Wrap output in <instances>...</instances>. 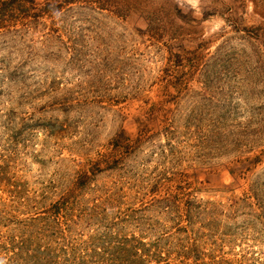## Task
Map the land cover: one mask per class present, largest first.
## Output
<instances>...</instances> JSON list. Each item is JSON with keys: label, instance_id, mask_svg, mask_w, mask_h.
<instances>
[{"label": "rangeland", "instance_id": "rangeland-1", "mask_svg": "<svg viewBox=\"0 0 264 264\" xmlns=\"http://www.w3.org/2000/svg\"><path fill=\"white\" fill-rule=\"evenodd\" d=\"M30 1L0 30V264H264V0Z\"/></svg>", "mask_w": 264, "mask_h": 264}, {"label": "trees", "instance_id": "trees-1", "mask_svg": "<svg viewBox=\"0 0 264 264\" xmlns=\"http://www.w3.org/2000/svg\"><path fill=\"white\" fill-rule=\"evenodd\" d=\"M9 1L10 0H7V1H1L0 2V30L2 29V28H5V27H8V24L9 23H11V21H12V19H13V17L11 16V14H10V12L13 14V12H14V7H12V8H9ZM26 2L27 1H29V2H31L30 0H25ZM54 5H56V4H54ZM48 6H50V5H48ZM30 6H28L27 8H29ZM16 11V10H15ZM185 206H186V209L185 210H188V209H191V206H190V204H189V202H187L186 204H185ZM173 208H174V206H172ZM178 208V207H177ZM175 209V208H174ZM180 207H179V212H180ZM59 212V211H58ZM130 213H135V212H137L136 210H130L129 211ZM127 215V214H126ZM180 232H182V231H180ZM175 236H172V238H173V241H177L176 242V244L177 245H175V244H171L170 242H168L167 240H166V245H168L169 247H171V249H172V246L173 245H175V246H177V247H183L185 250H186V246L185 245H183V240H175V238H174ZM135 237H132L131 238V241L134 239ZM145 239L146 238H142V240H140L139 241V244L138 245H147V244H145ZM201 239V238H200ZM195 243L194 244H191V246H194L195 248H199V246H198V242L200 241L198 238H196L195 240ZM126 242V241H125ZM187 242L188 241H186V245H187ZM120 245H121V247L124 249V245H123V242H120ZM133 248H135V247H133ZM132 248V249H133ZM159 248H157L156 249V254H158L159 256L162 254V252L160 253L159 252V250H158ZM97 250H99V248L97 247V246H95V247H91V252L93 253V254H95L96 253V251ZM168 251V250H167ZM187 251V250H186ZM104 254V255H103ZM151 254L149 253V252H147L146 250H144V252L143 253H140L138 250H136V252H135V256H137V261L135 260V263H133V264H136L137 262H138V264H140L139 262H142V263H144V262H147V260L148 259H150L151 258V256H150ZM101 255H99V257H100ZM105 256V257H104ZM110 256L111 255H109V253L108 252H103L102 253V256H101V259H102V262H101V264H106V263H111V259H110ZM130 257L132 258L133 257V255H130ZM92 259H95L94 258V256H92ZM99 263V262H98ZM122 263H124V261H122ZM100 264V263H99Z\"/></svg>", "mask_w": 264, "mask_h": 264}]
</instances>
